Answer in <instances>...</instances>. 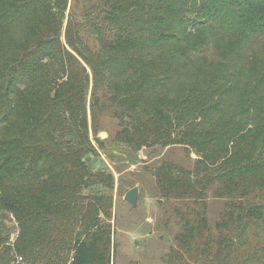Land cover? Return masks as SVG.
<instances>
[{"label": "trees", "instance_id": "1", "mask_svg": "<svg viewBox=\"0 0 264 264\" xmlns=\"http://www.w3.org/2000/svg\"><path fill=\"white\" fill-rule=\"evenodd\" d=\"M106 115L116 150L196 155L151 174L184 251L238 263L264 222V0H0V264H113Z\"/></svg>", "mask_w": 264, "mask_h": 264}, {"label": "rangeland", "instance_id": "2", "mask_svg": "<svg viewBox=\"0 0 264 264\" xmlns=\"http://www.w3.org/2000/svg\"><path fill=\"white\" fill-rule=\"evenodd\" d=\"M89 42L96 44L95 38ZM118 122L110 115L102 119V128L98 138L112 143L118 130ZM112 148V153L100 151L95 166H106L115 175L114 207L111 222L114 228L113 264H175L176 250L181 252L189 264H202L199 258L204 249L196 246L185 252L177 240L180 232L179 218L174 212L175 200L161 197L151 169L163 161L192 167L196 155L191 154L180 145L168 147L156 146L155 149L143 155L142 149L133 152ZM134 186H139L137 204L125 201L126 192ZM225 200L218 198L211 191L207 199V219L211 231L224 210ZM11 235L17 233V223L12 216L5 220ZM12 240V239H11ZM15 240V238H14ZM12 240V241H14ZM185 253V254H184ZM244 263V259H247ZM236 264H264V222L258 230H251L246 246L240 247L235 259ZM232 264H235L233 262Z\"/></svg>", "mask_w": 264, "mask_h": 264}, {"label": "water", "instance_id": "3", "mask_svg": "<svg viewBox=\"0 0 264 264\" xmlns=\"http://www.w3.org/2000/svg\"><path fill=\"white\" fill-rule=\"evenodd\" d=\"M155 147L156 146H153V147H149V148H147V147H144L143 149H142V153H143V155H146L148 152H150V151H152L153 149H155ZM139 186H134V187H132L131 189H129L127 192H126V194H125V196H124V199H125V201H127V202H130V203H132V204H137V202H138V196H139ZM14 238H15V234H12L11 235V239L12 240H14Z\"/></svg>", "mask_w": 264, "mask_h": 264}]
</instances>
